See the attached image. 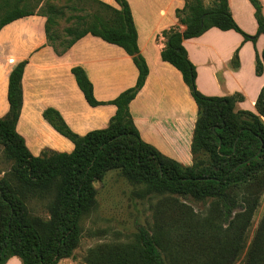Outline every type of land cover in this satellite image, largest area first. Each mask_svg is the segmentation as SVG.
Returning <instances> with one entry per match:
<instances>
[{
    "label": "trees",
    "instance_id": "obj_1",
    "mask_svg": "<svg viewBox=\"0 0 264 264\" xmlns=\"http://www.w3.org/2000/svg\"><path fill=\"white\" fill-rule=\"evenodd\" d=\"M115 1L118 8L100 0H75L71 10H87V14L65 29L68 39L62 40L53 26L65 14L64 7L42 3L35 12L25 9L30 0H0V9L15 4L0 17V30L38 13L47 17L48 41L58 53L92 34L122 47L139 71L136 84L109 102L117 111L107 128L79 135L58 111L45 110V119L75 148L71 153L44 150L39 156L29 151L17 131L26 61L11 71L10 110L0 117V144L14 161L11 170L0 177V264L13 256L23 264H58L75 258L84 234L82 221L98 204L97 184L112 171H119L134 185V198L149 200L152 222L143 225L136 219L135 234L125 241L89 248L82 264H236L244 252L242 264H264V214L250 246L246 245L264 194V86L256 112L236 110V104L244 100L239 93L204 95L197 86L196 66L183 45L184 40L213 27L235 30L245 41L256 43L264 35L262 2L250 0L258 23L255 35L238 26L228 0H186L185 7L176 11L185 30L177 26L163 33L162 59L182 73L198 106L193 164L185 166L145 142L134 123L130 104L144 87L149 67L138 47L128 0ZM232 64L239 66L238 51ZM263 70L264 51L256 54V74ZM72 72L91 106L106 104L96 100L93 84L82 68L74 67ZM198 203L203 209L195 208Z\"/></svg>",
    "mask_w": 264,
    "mask_h": 264
},
{
    "label": "crops",
    "instance_id": "obj_2",
    "mask_svg": "<svg viewBox=\"0 0 264 264\" xmlns=\"http://www.w3.org/2000/svg\"><path fill=\"white\" fill-rule=\"evenodd\" d=\"M119 7L115 0H100ZM234 20L249 35L258 31L255 8L250 0H228ZM263 4L264 0H260ZM138 32V47L149 67L144 87L130 104L134 123L142 139L161 153L185 165L193 164L192 141L198 106L182 73L162 59L166 46L163 33L180 26L176 16L186 0H128ZM47 17L33 14L18 18L0 30V117L10 110L9 76L21 62L24 69L23 105L17 131L29 151L39 156L44 150L71 153L74 143L45 119L44 111L55 109L79 135L107 128L117 107L109 103L133 87L139 71L132 57L120 46L92 34L77 40L64 53L49 43ZM197 69V86L206 96L241 94L236 110L256 112V100L264 86V70L256 74V54L264 51V35L256 43L245 41L235 30L213 27L183 42ZM238 51L239 66L232 60ZM80 67L94 87L97 101L91 106L72 72ZM6 264H23L18 256ZM58 264H78L72 258Z\"/></svg>",
    "mask_w": 264,
    "mask_h": 264
},
{
    "label": "rangeland",
    "instance_id": "obj_3",
    "mask_svg": "<svg viewBox=\"0 0 264 264\" xmlns=\"http://www.w3.org/2000/svg\"><path fill=\"white\" fill-rule=\"evenodd\" d=\"M75 0H30L29 5L25 9H31L35 12L39 11L43 4H56L58 7H64L65 14L59 16L54 30L61 37L65 38V29L69 26H75L78 23V17L84 16L87 10L75 11L71 10ZM86 9H92L91 5L81 4ZM10 8H1L0 17L6 15ZM20 6H25L21 3ZM82 27V26H81ZM65 38V39H64ZM60 42V41H58ZM14 164L13 160L7 158L3 145L0 144V177L9 172ZM98 188V204L95 210L82 221L84 229L83 238L79 247L75 251V258L78 264H82L83 257L89 248L100 243L111 242L114 240L125 241L128 236L137 232L136 219L141 224L147 225L152 222L149 209V200L134 198V185L131 184L119 171L109 172L105 180L97 184ZM197 210L203 209V206L198 203L194 204ZM264 214V194L261 197L260 204L253 216L251 226L249 228L246 245L250 246L259 222ZM244 252L236 264H242L245 259Z\"/></svg>",
    "mask_w": 264,
    "mask_h": 264
}]
</instances>
